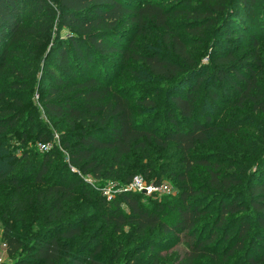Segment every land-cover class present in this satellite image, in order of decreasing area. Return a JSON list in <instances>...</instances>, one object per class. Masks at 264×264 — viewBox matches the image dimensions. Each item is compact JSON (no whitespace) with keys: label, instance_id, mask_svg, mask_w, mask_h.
<instances>
[{"label":"trees","instance_id":"trees-1","mask_svg":"<svg viewBox=\"0 0 264 264\" xmlns=\"http://www.w3.org/2000/svg\"><path fill=\"white\" fill-rule=\"evenodd\" d=\"M176 1L179 6L173 12L163 0H52V4L46 0H0V185L11 186L16 198L23 196L24 200L15 199L14 203L17 210H24L32 197L23 193L25 183L20 178H32V183L42 188L36 198L42 207L39 225L46 230L34 235V241L25 248L19 238L11 235L13 228L8 226L2 235L7 255L14 258L19 252H26L10 264H99L62 257L58 242L50 238L54 232H60L63 239L80 236L78 226L84 223L92 199L99 218L112 235H121L128 228L130 240L151 233L182 236L187 251L172 264H195L202 258H208L210 264H226L228 258L236 254L232 259L236 261L254 247L258 259L249 256L246 263L264 264V169L257 167L254 180L246 183L241 175L229 172L232 167L192 156L197 146L207 144L215 134L207 116L200 121L197 89L204 77L205 81L232 87L233 104L239 110L249 106L252 113L264 115L260 43L252 40L243 61L236 60L230 52L216 57V69H204V76L198 77L204 66L188 51L187 36H205L224 14L228 1ZM234 2L245 8L254 3ZM259 2L264 13V0ZM251 16L247 12L245 18ZM177 18H181L180 23L174 22ZM241 19L236 16L233 21L224 22ZM147 23L161 30L162 46L182 65L158 51L133 50V40L123 44L131 31L126 27L132 25L142 34ZM62 29L67 30L64 39L60 36ZM127 62L138 63L152 77L177 80L179 84L165 103L169 108L168 124L161 134L145 129L142 117L137 118L141 111L132 106L149 112L155 107L154 101L147 95L136 99L130 91L112 85L113 71L118 65L124 68ZM44 76L52 84L44 85ZM192 77L194 82L190 80L181 87ZM32 94L39 98L43 113L61 121L67 131L58 134V145L51 149H29L16 155L10 150L15 144L47 147L52 139L46 127L33 123ZM204 96L211 101L215 97L213 92H205ZM8 132L11 136L4 137ZM146 145L177 152L183 167L177 178L185 187L175 197L150 201L145 194L118 190L108 200L102 189L94 190L98 195L92 196L85 175L93 180L116 178L119 165ZM62 152L65 157L56 162ZM98 152L109 156L108 164L96 155ZM195 167L205 171V180L198 186L190 179ZM161 174H166V170ZM161 176L154 187L161 186ZM134 177H127L124 185ZM236 189L242 192L236 194ZM211 193L217 196L216 222L213 231L204 236L205 230L198 227L207 221L211 209L199 202H205L202 196ZM145 200L150 203L145 204ZM220 230L222 234L218 235ZM98 252L97 248L95 254ZM142 252L140 249L138 255ZM162 262L163 257L155 252L146 264Z\"/></svg>","mask_w":264,"mask_h":264},{"label":"rangeland","instance_id":"rangeland-1","mask_svg":"<svg viewBox=\"0 0 264 264\" xmlns=\"http://www.w3.org/2000/svg\"><path fill=\"white\" fill-rule=\"evenodd\" d=\"M46 1L52 4V0ZM137 1L141 3L145 0ZM227 1L225 3L224 14L205 36H187V42L190 45L188 51L194 55L196 62L200 66H204L203 72L198 77L204 76L206 71L204 69L214 71L216 69L214 59L228 52L236 60L240 59L243 61L253 39L258 40L260 43L264 66V13L259 0H253L254 3L249 8L238 5V2H234V0L233 2L231 0ZM163 3L167 7H170L173 12L179 6V2L176 0H163ZM190 5L192 7V4ZM247 12L252 14L251 19L249 17L245 18ZM32 14H28V18H31ZM236 16L240 19L243 18L239 22L230 23ZM180 19L177 18L174 22L180 23ZM225 20L230 21L229 24H226ZM125 29H131V31L129 33L130 36L127 38L128 40L123 41L124 45H127L128 41L133 40V50L135 51L141 53L158 51L163 57L171 58L173 62L181 63L171 54L170 50L162 46L161 39L159 38L162 34L161 30H155L149 23L143 26L142 34L137 32V29L132 25ZM241 31H245V34L241 33ZM66 33L67 30L62 29L60 36L64 39ZM66 45L69 47L68 44ZM52 46L53 44L48 46L46 52ZM237 69L240 71L242 68L239 67ZM40 76H42L41 73H39L38 77L40 78ZM112 79L113 87L130 91L131 97L137 99L139 96L147 95L149 99L154 101L155 107L149 112H145L143 108H139L135 104L132 106L141 111L137 114V118L142 117V126L145 129L153 130L158 134L163 133L164 127H167L168 124V115L166 113L169 111L165 103L169 96L172 95L176 86L179 85L177 84V80L171 81L152 77L136 62H127L124 68L122 65H118L116 70L113 71ZM190 80L194 82L195 78L188 79L187 82L181 84V87L188 84ZM260 81V86L264 90V72ZM43 82L44 85L52 84V80L46 76H44ZM205 92L214 93L215 97L213 101L207 99L205 96L203 97ZM234 97L235 91L227 84L222 85L217 81L213 82L211 80L208 82L205 81V77L198 84L197 103H199V112L202 114L200 121H203L204 116H207L210 121L209 126L213 128L215 134L209 138L207 144L197 146L192 152V156L196 160L205 159L230 166L232 167L229 171L230 173L241 175L245 182L248 183L254 180L253 171L257 167L261 166L260 168L264 169V115L252 113L249 106H245L243 110H239L233 104L235 101ZM30 101L32 102V107H35L33 123L46 127L52 135V139L47 146L48 149H51L54 145H58V134L67 131V128L61 121L49 119L43 113L39 98L35 94L30 96ZM22 110L27 111L26 108ZM175 120L181 124L177 116H175ZM224 129H233L235 132L228 133ZM6 135L4 136L6 138L11 136L9 132ZM31 135L29 138L32 137ZM27 146L26 148L25 144H15L10 150L16 155H21L29 149H40V145L37 143L34 145L29 143ZM146 146L145 149L134 152L133 155L119 165L116 169L118 176L116 177V174L113 176L116 178L93 180L91 176L85 175L84 179L92 188L89 190L92 196L97 197L98 195L94 190L101 192L102 189L103 193L104 191L108 192V196L111 197L118 190L125 191L127 186L124 185L126 178L134 176L142 177L146 185L153 188L156 179L162 175L161 186L164 187V190L153 192L146 197L150 201H162L163 197H175L185 187L184 183L177 178L178 174L183 170L177 152L173 148L162 150L151 145ZM96 155H101L100 157L107 164L109 163V156L104 152H98ZM62 157H65L63 152L55 161H61ZM164 170H166V174H161ZM71 171L76 170L72 168ZM20 179L22 183H25L24 187H26H23V193L32 197L30 200L31 205L28 202L24 206V210H17L14 203L15 199H19V201L24 200L23 196L16 198V194L11 186L0 185V264H10L14 262L13 260L22 258L26 253L19 252L14 258L7 255L6 248L2 243V235L8 226L13 228L11 235L19 238L25 248L29 247L31 242L34 241V235L46 232L45 228L39 225L41 223L42 207L36 198L37 191H40L42 188L34 185L32 178L21 177ZM69 179L72 178L69 177ZM190 179L194 186H198L205 180V171L201 167H195L190 174ZM31 191L34 192L30 193ZM233 191L236 194L242 192L240 189ZM202 197L206 201L203 203L200 201L199 203L211 209L210 215L206 218L207 221L200 223L198 227L200 230H205L204 236H206L209 231H213L216 222L217 196L211 193L205 194ZM150 201L145 200L144 203L148 205ZM87 212L86 219L83 221L84 223L78 226L81 229L80 236L72 239H63L60 236V232L51 234L50 238L56 239L59 244L62 257H67L68 259L74 258L83 263H89L91 260H94L99 264H146L153 253L159 252L163 257V264H172L176 260L181 259L187 251L186 243L182 236H159L151 233L145 234L140 239L130 240L128 228H125L121 235H112L111 229L105 227L103 221L99 218V210L94 199L90 201ZM36 218L37 221L35 222ZM221 234L222 230L218 231V235ZM247 247H250V245L248 244ZM97 248L99 252L95 254ZM140 249H143V252L141 255H138ZM254 249L247 251L245 257L240 256V259L236 261L232 260L236 257L235 254L228 258L226 264H247V257L249 256L253 259H258L256 248L254 247ZM117 253L119 255L116 258ZM195 264H210V262L208 258H202Z\"/></svg>","mask_w":264,"mask_h":264},{"label":"built area","instance_id":"built-area-1","mask_svg":"<svg viewBox=\"0 0 264 264\" xmlns=\"http://www.w3.org/2000/svg\"><path fill=\"white\" fill-rule=\"evenodd\" d=\"M39 148H40L39 150H41V151H45L47 149V147L43 146V145H40ZM162 190H164V187H162V186H160L158 188L148 187L146 185L145 181L140 176L134 177L132 179V181L130 182V184H128L125 188V191L131 192V193H142L144 191L145 195H150L153 192H160ZM103 194L106 196V198L108 200H110L112 198L111 196H108L109 195L108 192L104 191Z\"/></svg>","mask_w":264,"mask_h":264},{"label":"water","instance_id":"water-1","mask_svg":"<svg viewBox=\"0 0 264 264\" xmlns=\"http://www.w3.org/2000/svg\"><path fill=\"white\" fill-rule=\"evenodd\" d=\"M145 192L143 191L142 194H144Z\"/></svg>","mask_w":264,"mask_h":264}]
</instances>
